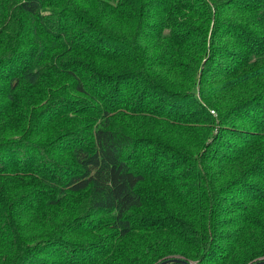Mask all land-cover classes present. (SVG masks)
Listing matches in <instances>:
<instances>
[{"label":"trees","instance_id":"16d2710c","mask_svg":"<svg viewBox=\"0 0 264 264\" xmlns=\"http://www.w3.org/2000/svg\"><path fill=\"white\" fill-rule=\"evenodd\" d=\"M231 11L239 12L234 15L241 23L231 19ZM246 14L253 18L246 20ZM69 15L79 22H70ZM78 26L85 28L77 34L78 41L74 39L77 32L72 38L67 32L62 34L66 29L76 31ZM248 28L264 30V0H0V69L9 70H0V78L8 81L7 86L29 91L46 76L61 75L54 65L68 66L80 93L94 97L87 92L94 93L91 86L102 88L96 99L105 107L107 117L88 142L74 127L76 137L69 144L74 145L71 154L76 166L65 175L61 166L53 164L58 161L56 150H49L42 140L51 135V139L68 141V132L58 135L64 127L49 126L53 80H46L41 95L27 94L25 99L12 94L10 102L15 108L9 107L14 119L10 124L24 137L16 139V148L27 145L33 152L23 159L13 158L11 165L6 163L0 169V264H158L174 257L190 264H250L264 259V136L242 138L240 144L222 143L202 169L195 171L189 166L177 176L183 182L169 177L165 186H160L154 177L162 160L185 156L170 145L172 137L174 142L182 141L185 131L172 128L165 136L158 128L162 140L157 142L151 161L143 164L137 149L142 140L133 136L129 124L135 120L129 118L131 99L137 102V114L142 117L154 109L184 122L170 100L185 99L187 89L198 81L208 83L211 63L222 53L233 62L227 76L230 81L224 82L223 88L212 84L211 95L225 96L226 101L213 105L201 85L200 97L207 102L201 107L196 101L193 115L202 111L212 120L210 110L217 109L222 121L247 102L249 109L258 110L264 125V34L260 37ZM224 33L234 35L228 37L242 49L232 47L228 52L222 41ZM231 55L240 60L236 62L237 57ZM110 60L116 63V69L114 65L110 68L116 73H105V77L101 72ZM137 79L144 81L139 95L134 91ZM58 90H63L61 85ZM32 98L46 102L36 104ZM110 100L113 104H107ZM92 105L90 109L96 110ZM95 118H86L87 125ZM253 119L260 123L256 116ZM1 124L0 149L9 143L11 132ZM34 125L37 142L32 134ZM225 129L231 135L239 131L232 125ZM74 139L80 145H75ZM8 153L13 155L14 148ZM40 156L43 161L35 163ZM252 156L258 158L254 165L241 170L238 178H227L233 168ZM9 165L29 171L27 178L15 180L23 187L14 183L10 188L5 183ZM147 177L153 178L158 199L142 189ZM38 181L61 184L64 198L35 210L34 215L19 211L25 200L37 195L38 187H32ZM83 192L89 193V206L80 214L65 200L68 193ZM144 207L160 214L134 213ZM98 213L109 216L100 225L112 231L87 242L89 235L100 232L99 225L88 218Z\"/></svg>","mask_w":264,"mask_h":264},{"label":"rangeland","instance_id":"374dc122","mask_svg":"<svg viewBox=\"0 0 264 264\" xmlns=\"http://www.w3.org/2000/svg\"><path fill=\"white\" fill-rule=\"evenodd\" d=\"M235 11H231V19L241 23V20H239L237 17H235ZM243 15V14H242ZM245 19L249 20L250 18H253V15L251 14H246ZM70 22L73 20L74 22L77 20V18L74 15H69L68 16ZM78 21V20H77ZM79 22V21H78ZM74 30L72 31L66 29L67 36H71V38L74 36L76 33L74 39L75 41L77 38L78 33H82L85 31V28L83 26H78L75 27ZM234 29H230L228 32L233 34ZM247 31H256L262 36L264 34V30H259V29H251L248 28ZM58 32H61L58 31ZM229 33H224L225 37L222 40L224 43V46L227 47V50L234 48L235 51H240L242 47L240 45H235V41L233 37H228ZM234 36V35H231ZM60 39V38H59ZM69 39H66L67 41ZM259 40V39H258ZM60 41V40H59ZM74 44V42H73ZM78 48V47H77ZM91 49V48H90ZM234 57H237L236 55H231ZM250 56V54H248ZM253 57V56H251ZM217 60L215 62L211 63V74L208 76L209 82L208 83H203L202 81H198L196 85L191 87L188 90V93L184 94L185 99H171L170 101H173V107L177 108L179 112L182 114V118H184V122H180V117L175 119L173 115L162 113L155 111L154 109H150L151 113H147L146 117H142L139 114H137V102H133L132 99L130 100L133 104L131 105L129 109V118L135 119L134 121H130L129 124L133 127L131 133L135 138H140L142 141L137 147L139 150V155L141 158V163L146 164L147 160L150 162L153 156V152L156 149L157 142L159 143L161 139L162 140V134L158 132V128H161L163 131V134L166 136L171 132L172 128H175L176 130H184L185 132L183 133L182 141H177L174 142V139L172 137V141L170 142L171 147L173 149H176L178 154L182 153L183 158H181V155L175 156V157H167L166 159L162 160V163H160V169H159V174L158 176H155L154 178L156 181L159 183L160 186H165V180L168 179L169 177L172 178L173 181H178L177 177L178 175H181L182 169H186L189 166H194L196 168L195 171H198L199 169H202V167L207 163L209 158L214 156L217 152V149L219 148V145L222 143H225L227 141H232L236 144H240L242 141V138L244 139H249L253 138L256 136H264V125L261 124V121L259 120L258 117V110H253L248 108L247 102L242 105V111L241 110H235L231 111L227 115V119L225 120H220L219 117V111L217 109H212L210 112L214 114V117L212 120H207L205 117V114L199 112L198 114H194V103L196 101L201 103V107H203V103L205 105L206 99H202L200 97L201 93V85L204 87V89L207 91L206 95L211 102L212 100L213 105L220 104L223 101H226L224 98L225 96H221L219 98L218 96H212V84H215L218 88H223L224 82H229L230 79L227 78L228 74L230 73L229 67L233 65V62L228 58L225 57L222 53L217 55ZM240 60L239 57H237L238 62ZM205 61V59H204ZM203 61V62H204ZM109 65L107 66V69H104L101 73L103 75L106 73H116L115 71H111V65H114V68L116 69V63L115 61L110 60ZM55 66V67H54ZM53 68L61 72V75H54L50 78L47 76L43 79V81L38 85L33 88H31L29 91H26L23 89V87H19L16 92H14V88H10L7 86V80L0 78V122L2 123L1 125L10 130L11 132L8 134V140L9 143L5 148L0 149V169L5 167L6 163H9L10 165L14 162L12 161L13 158H25L26 156L29 157L30 152H33L29 146H23L22 148H16L17 140L20 138H24L23 134L21 131H18L15 129L14 131L12 130L13 127L12 124H10V121H14L13 118L10 117L9 112L11 109L15 108L10 100L12 94L15 96L14 98H25L27 99L28 97L26 96L29 94V97L32 96H38L40 91L45 87V82L47 79L53 80V84L51 87L50 91H53V93L49 94V101H52L51 103L53 104L52 107H50L49 115L52 117V119L49 121V126H52L53 124L56 126L60 124L61 127H64L61 131H59L58 135L61 134L62 132H68L65 138L66 139H56L55 136L52 137L51 135H46V137L42 138L43 143H47L46 147L50 150V148H54L53 151L56 150L57 154L59 155L57 157L58 161H55L53 163L56 166H61L63 169V174L67 175L70 169L73 166H76V161L74 160V156L71 154L73 151V144H69L70 140L74 137H76L75 134V129L79 132L77 135L82 136L84 142H88L91 137L92 131L99 127L101 124L105 123L106 116L104 112V108L102 107L101 104L97 101V97L99 96V93L102 91V88L99 85H92V92L87 91L94 97H90L86 94L80 93V90L78 89V80L73 77L69 76L70 72L68 71V66H57L54 65ZM63 67V68H62ZM1 71H9L7 67H2L0 69ZM106 77V75H104ZM90 79V78H89ZM109 80V79H108ZM77 81V82H76ZM138 87L134 90L135 93L138 92V95L140 91H143V84L144 81L142 79H137L136 80ZM95 84V83H94ZM62 87L63 90H58V86ZM113 85L111 89L113 90ZM109 88V87H108ZM203 89V88H202ZM97 90H101L100 92ZM112 92V91H111ZM21 95V96H20ZM41 95V94H40ZM113 96V92H112ZM145 96L147 98H150L148 93H145ZM187 97V98H186ZM263 98V104H264V96ZM255 99V98H254ZM34 103L38 102H46L45 99L41 98H32L31 99ZM70 100L74 102H70ZM78 101L83 102L80 104ZM92 104H95L97 106V109H90L93 107ZM102 104L104 105V98L102 99ZM107 104H113V101L110 100V102H107ZM155 103H151L153 105ZM7 106V108H6ZM99 107V108H98ZM207 107V106H206ZM79 108H83L86 110H79ZM216 110V113H215ZM170 115V117H169ZM258 118L260 123L253 119L254 116ZM262 115H264V108ZM226 116V115H225ZM90 117H96L93 121H91L87 125V119ZM126 121L128 120V117L124 118ZM137 120V121H136ZM80 122L79 125H77ZM176 122V126L173 127L172 123ZM126 123V122H124ZM232 125V129L238 128L239 131L232 132L233 134L229 133L225 128L230 127ZM184 126V127H181ZM74 127H76L74 129ZM11 128V129H10ZM152 130L155 132V135L152 133ZM129 132V130H128ZM177 132V131H176ZM187 132H192L187 134ZM32 134H33V139L35 142H37V129L36 126L34 125L32 129ZM74 135V136H73ZM40 138V137H39ZM55 139V140H54ZM219 139V140H217ZM217 140V142H216ZM12 141V142H11ZM74 144L75 145H80L79 142H76V139H74ZM164 144V143H162ZM243 144V143H242ZM18 145V144H17ZM14 148V154L9 155L10 153L6 154V152H11V149ZM44 148V147H43ZM4 149V150H3ZM222 152L225 150V148H221ZM55 152V153H56ZM6 157V159H4ZM188 158V160H187ZM173 160V161H171ZM258 158H255L252 156L248 162H246L244 165H239V168L236 166V168H233L227 178H232L235 177L238 178L241 176V170L247 168L250 165H254L257 162ZM43 161V157L40 156L36 161L38 164ZM171 161V162H170ZM188 161V163H187ZM48 164V163H47ZM9 167L6 169V177H5V183L7 184L8 187L13 188V184L16 183L15 180L18 178L26 177V173L28 174L29 171H25V168H22V171H18L17 169H14L12 167ZM45 165V164H44ZM53 165V166H54ZM51 165H47V168L50 170ZM179 167V168H178ZM147 170V167H144ZM178 168V169H177ZM177 169V170H176ZM176 170V171H175ZM238 172V173H237ZM20 174H25V175H20ZM14 175V176H11ZM147 176H149V170H147ZM8 178V179H7ZM27 178V177H26ZM153 178L152 177H147V181L142 184V189H144L148 194L152 196V198L158 199V194L156 193L154 189V185L152 183ZM49 181H54L50 180ZM183 182V181H178ZM189 181L184 180V183H188ZM37 185L32 187H38L36 189L37 195L32 194L27 200H25L21 205L19 211H24V213L28 212L30 215H34L35 210H40V209H46L50 206L51 202H54L56 200H60L63 197V191L62 188L63 186L61 184H56V185H50L47 182L41 183V182H36ZM18 187H23V183H16ZM158 185V186H159ZM68 198L65 200L68 204L69 207L75 208L78 210V212L81 214V212L85 211L86 208L89 206V193L88 192H83V193H68ZM22 200H20L18 203L20 204ZM45 201L47 203H45ZM18 204V205H19ZM49 205V206H48ZM80 207V208H77ZM51 208V207H50ZM135 214L141 215V214H151V215H159L160 212L151 209L150 207H144L142 209H136L134 210ZM33 217V216H32ZM90 220L93 221V223H96L99 225L96 228H99V233L97 234H91L87 238V242L92 241V240H97L101 236H104L105 234H108L112 230L110 229H105L103 227V224H101L100 221H105L109 219V216L106 214L98 213V214H93L88 217ZM263 259V258H261ZM258 260V259H256ZM255 261V260H254Z\"/></svg>","mask_w":264,"mask_h":264},{"label":"water","instance_id":"95a60500","mask_svg":"<svg viewBox=\"0 0 264 264\" xmlns=\"http://www.w3.org/2000/svg\"><path fill=\"white\" fill-rule=\"evenodd\" d=\"M170 263H181V264H190V262L184 258L174 257V258H166L160 261L158 264H170ZM250 264H264V259H258L253 261Z\"/></svg>","mask_w":264,"mask_h":264}]
</instances>
